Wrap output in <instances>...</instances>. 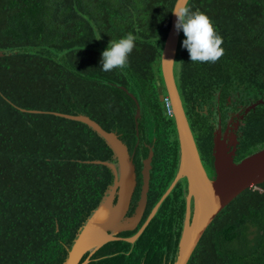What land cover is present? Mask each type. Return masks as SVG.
<instances>
[{"label": "trees", "instance_id": "obj_1", "mask_svg": "<svg viewBox=\"0 0 264 264\" xmlns=\"http://www.w3.org/2000/svg\"><path fill=\"white\" fill-rule=\"evenodd\" d=\"M174 2L0 0V264H61L113 181L107 166L86 162H116L104 139L86 124L51 111L85 114L133 148L139 133L135 104L120 88L126 87L139 102L138 131L153 145L157 162L145 215L167 189L174 171L161 170L160 161L174 159L179 149L173 116L157 88L166 95L160 53ZM189 6L210 17L223 38L222 58L194 63L181 46L180 31L174 62L199 156L214 176V109L224 118L228 98L234 99L232 109L264 100V0H189ZM128 33L137 37L129 66L102 71L101 53ZM240 133L235 162L264 147V103L245 115ZM145 155L146 149L140 158ZM185 193L183 179L134 242L109 241L87 264H172ZM168 240L170 251L161 256L158 245ZM187 264H264V181L218 212Z\"/></svg>", "mask_w": 264, "mask_h": 264}, {"label": "water", "instance_id": "obj_2", "mask_svg": "<svg viewBox=\"0 0 264 264\" xmlns=\"http://www.w3.org/2000/svg\"><path fill=\"white\" fill-rule=\"evenodd\" d=\"M175 4L176 0L172 10ZM172 10L168 31L160 53V72L166 95H164L162 86H158L157 91L160 101L167 97L171 104L179 145V165L173 181L134 234L128 237L117 235L125 230H133L142 217L149 189V168L153 155L152 150L149 151L147 158L143 161L142 183L137 204L133 213L126 215L136 184L134 164L126 144L114 131L105 130L98 122L85 114L50 112L56 116L79 121L89 126L104 139L116 160V162L100 159L86 161L107 166L113 173V181L79 229L61 264H87L90 260V255L111 240L123 239L130 243L134 242L152 219L162 200L182 177H185L187 181L186 211L178 240L176 257L172 264H187L202 234L218 212L240 192L264 181V147L245 156L239 162H235L234 156L239 143L237 135L235 132H228L229 127L222 132L219 117L216 118L218 123H214L213 129L211 155L214 177H208L175 83L174 62L179 32L174 27L176 17ZM2 55L3 53L0 52V56ZM120 88L130 96L135 104L134 119L137 131V119L140 117L139 102L126 87L120 86ZM261 103H264L261 98L249 102L235 113L236 117L243 119L250 110ZM19 109L32 113L43 112L37 109ZM202 114H206V111H202ZM211 122L213 123L212 120ZM233 126L237 129L239 126L238 121ZM191 200L193 204L192 212L190 210ZM85 254L87 256L82 260Z\"/></svg>", "mask_w": 264, "mask_h": 264}, {"label": "clouds", "instance_id": "obj_3", "mask_svg": "<svg viewBox=\"0 0 264 264\" xmlns=\"http://www.w3.org/2000/svg\"><path fill=\"white\" fill-rule=\"evenodd\" d=\"M172 13L176 17L175 30L182 31L185 37L181 46L187 49L191 62L215 63L222 58L223 38L217 33L210 17L199 10L193 11L189 0H176ZM136 39L135 35L128 33L119 40L110 41L101 53V70L111 72L127 68Z\"/></svg>", "mask_w": 264, "mask_h": 264}, {"label": "flooded vegetation", "instance_id": "obj_4", "mask_svg": "<svg viewBox=\"0 0 264 264\" xmlns=\"http://www.w3.org/2000/svg\"><path fill=\"white\" fill-rule=\"evenodd\" d=\"M234 100V99H233ZM233 100H231V99H229L228 98V102H227V105H226V111H225V117L224 118H222L221 117V113H222V111H221V109L220 108H215L214 110H215V115L216 116H211V118H210V122H211V120L213 121V125H214V123H218V121H217V117H219L220 118V125H221V130H222V132L227 128V127H229L228 128V132H235L236 133V135H237V139L239 138V136H240V127H241V123H242V121H243V119H238L237 117H236V115H235V113H237L240 109H242L243 108V106H245V105H243V104H238L237 106V108L236 109H232V105L230 104ZM252 101V100H251ZM251 101H249V102H251ZM248 104V103H247ZM238 121V124H239V126H238V128L237 129H235L234 128V126H233V124L235 123V122H237ZM138 126V125H137ZM136 128V127H135ZM213 128H214V126H213ZM139 133V138H138V141L135 143V145H134V147L133 148H130L129 146H127V149H128V152H129V154H130V156H131V159H132V162H133V164H134V170H135V179H136V184H135V187H134V191H133V193H132V197H131V200H130V204H129V208H128V211H127V214L126 215H130V214H132L133 213V211H134V208H135V206H136V204H137V200H138V198H139V195H140V190H141V183H142V168H143V161H144V159H146L147 158V156H148V154H149V151L150 150H152V152H153V155H152V158H151V161H150V168H149V188H150V184H151V181H152V173L155 171V166L157 165V162L154 160V155H155V153H154V148H153V145L152 144H149L147 141H146V139L142 136V134L138 131V129H137V131H136V134H138ZM176 136H177V134H176ZM238 146V145H237ZM145 149H146V155L144 156V157H142V158H140V154H141V152L143 151H145ZM178 149H179V145H178ZM237 150V149H236ZM178 155H177V157H175L174 159H172V158H170V156H168L169 157V159H168V161L166 160V161H160L161 162V166H160V168H161V170H163V171H170V170H173L174 171V177H175V175H176V172H177V169H178V165H179V150H178V153H177ZM236 157V154H235V156H234V158ZM203 164V163H202ZM203 166H204V168H205V170H206V173H207V175H208V177L209 178H213L214 176H212V175H209V171H208V169H207V167H205V165L203 164ZM213 170H214V168H213ZM174 177H173V179H174ZM173 179L170 181V183H169V185L171 184V182L173 181ZM185 180V182H186V193H185V209H184V213H183V218H182V226H183V222H184V218H185V211H186V195H187V181H186V178L185 177H182V178H180L175 184H174V186L172 187V189L175 187V185L180 181V180ZM168 185V186H169ZM171 189V190H172ZM170 190V191H171ZM148 191H149V189H148ZM136 194H138V197L136 198V200H135V202H134V204H132V202H133V199L135 198V195ZM147 201H148V192H147ZM146 207H147V202H146V206H145V209H144V212H143V214H142V217H141V219H140V221L138 222V224H137V226L133 229V230H135V232L138 230V228L141 226V224L145 221V219H146V217H147V215L149 214V212L151 211H149L146 215H145V211H146ZM192 209H193V204H192V200H191V203H190V210H191V212H192ZM144 215H145V217H144ZM144 217V218H143ZM150 222V221H149ZM148 225V224H147ZM146 225V226H147ZM181 226V227H182ZM145 229V228H144ZM181 230H182V228H181ZM125 231H132V230H125ZM123 232V231H122ZM122 232H120V233H118L117 235L118 236H120V237H123V236H121V233ZM134 232V233H135ZM133 233V234H134ZM167 233H168V236L167 237H169L170 235H171V229H169L168 231H167ZM180 234H181V231H180ZM128 237V236H127ZM166 237V238H167ZM179 237H180V235H179ZM179 240V239H178ZM111 241H113V240H111ZM109 242V241H108ZM108 242H106V243H108ZM157 242H158V240L157 241H155L154 242V245H155V247L157 248ZM170 245H171V241H165V242H163L162 244H160V245H158L159 246V248L160 249H158V250H156V252L157 253H159L161 250H162V252L160 253V255L161 254H163L164 256H167V254L169 253V251H170ZM177 245H178V242H177ZM97 251V250H96ZM95 253V252H94ZM93 253V254H94ZM93 254H91L90 255V257L93 255ZM162 256V255H161ZM90 257H89V259H90Z\"/></svg>", "mask_w": 264, "mask_h": 264}, {"label": "built area", "instance_id": "obj_5", "mask_svg": "<svg viewBox=\"0 0 264 264\" xmlns=\"http://www.w3.org/2000/svg\"><path fill=\"white\" fill-rule=\"evenodd\" d=\"M164 103H165V107H166V111L169 115H172V108H171V104L170 101L167 97L164 98Z\"/></svg>", "mask_w": 264, "mask_h": 264}]
</instances>
